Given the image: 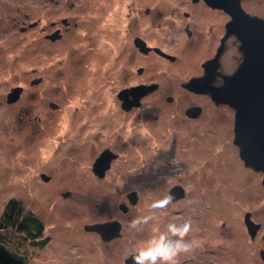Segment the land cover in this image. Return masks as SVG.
<instances>
[{"label": "rangeland", "instance_id": "374dc122", "mask_svg": "<svg viewBox=\"0 0 264 264\" xmlns=\"http://www.w3.org/2000/svg\"><path fill=\"white\" fill-rule=\"evenodd\" d=\"M183 1L0 0V213L16 198L43 220L51 240L35 250L30 264H126L134 249L165 233L168 224L187 219L192 231L186 239H196L199 247L181 254L179 264H264L263 174L246 167L240 157L234 143L235 111L227 104L218 111L212 106L210 117L195 123L198 129L190 139L181 96L170 104L164 97L148 98L125 115L117 93L138 78L115 83L112 93L104 89L112 64L106 40L115 36L114 24L120 33V12L132 14L128 22L135 17L144 22L149 9L176 16ZM243 8L264 17V0L243 2ZM183 9L194 15L191 7ZM202 14L212 21L211 32L229 19L204 11L197 17ZM58 27L63 37L52 42L48 36L58 35ZM98 30L107 33L105 42L97 40ZM225 60L231 75L241 61L236 43L230 44ZM158 62L155 67L152 61L148 74L165 89L188 77L190 71L179 73L168 62ZM86 76L95 78L98 100L83 90L86 82L82 90L72 86L73 79L82 83ZM120 78L115 80L120 83ZM17 87L23 89L20 98L9 103L8 95ZM120 110V132L105 130L110 114ZM177 129L187 142L166 140ZM105 148H114L119 157L107 176L98 178L92 171L97 158L91 164L92 157H100ZM84 156L87 177L78 172ZM176 184L184 188L183 199H172L158 221L129 228L130 221L148 215L153 201L169 196ZM122 205L129 210L124 212ZM248 213L261 225L254 237L246 224ZM116 219L122 230L109 243L86 229Z\"/></svg>", "mask_w": 264, "mask_h": 264}, {"label": "flooded vegetation", "instance_id": "af4514ba", "mask_svg": "<svg viewBox=\"0 0 264 264\" xmlns=\"http://www.w3.org/2000/svg\"><path fill=\"white\" fill-rule=\"evenodd\" d=\"M189 1L190 3H188ZM246 1L249 0H242L241 2L242 7H243V2ZM182 4L183 7L181 9H177L175 13V15L177 14L176 16H172L174 15V13L172 15H169L168 13L163 11H159L155 13L149 9L146 11V13L150 15L148 18L145 16L146 18L144 22L140 21L139 17H135L134 22H132L131 20L128 22L127 20L132 14L128 13V11L120 12L121 17L119 19L122 23L118 25V27L121 28L120 33L116 32L117 29L114 24L113 28L115 31V36L112 35V38L107 37L108 40H106L108 42L107 43L108 48L111 51L109 56L111 55L112 64L108 68L109 74L107 77V80H111V81L110 82L107 81L104 89H109L110 92L112 93L115 91L114 90L115 83L118 84L119 86L121 83L122 84L126 83L127 79L129 80L135 77L138 78L134 80V82L131 79L132 82L129 81L130 83L123 84L124 86L120 88L121 91L117 93L118 104L125 115L144 106L145 101L148 98L156 97L162 99V97H164L166 101L170 104V103H175L177 101V97L181 96L182 100H184L185 102V106H183L181 113H183L184 122L187 123V124L185 123L186 127L188 128L187 130L188 133L186 137H189L191 139V137H193L194 135L195 130L198 129L197 128L198 124L195 123L200 122L202 120H207L210 117L207 110L210 112V110L213 107H215L218 111L221 108L225 107V104L217 105L209 94L192 91L188 89L185 84L193 78H202L207 73L211 84L215 87H219L224 83L225 77L229 75L225 67L226 60L228 61V58H226L225 60V55L227 53L228 48L230 47V44L232 43L237 44L241 59L240 63L242 62L243 55L240 51L241 42L239 41L238 37L235 34L231 33L228 35L227 33V24L230 22L231 17L225 10L219 8H213L207 5L204 0H197V1L185 0L183 1ZM184 7H188V8L191 7L192 9H194L195 10L194 15L193 13L184 10L183 9ZM203 11L204 13L205 12L210 14L214 13L216 14V16H219L220 18L224 17L226 19L228 18L229 19L226 20L221 25L216 24L218 25L219 28L211 32V28L213 26L212 21L207 22L203 14L201 18L197 17V14L203 13ZM246 12L250 16L264 19V17L260 16L259 14L249 11ZM157 21H161V22L157 23ZM62 23L65 26V29L69 28L70 25L69 21L65 19L63 20ZM55 25L56 24L54 22L52 26L54 27ZM125 25L126 26L128 25V27H126ZM147 25L149 26V31ZM125 27L127 30L123 31ZM56 30H58V35L56 34V36L58 37L60 36V38H62L63 37L62 28L58 27L56 28ZM155 30H158V34ZM49 34L50 33L46 34V36H48ZM105 35H107V33L103 32L102 30H98L97 40L103 39V42H105L104 41ZM50 36L51 34L48 36V38L51 40ZM81 40L87 42L88 41L87 36L81 38ZM91 45L93 46L94 44ZM180 50H183L184 53L181 52L182 54H180L179 53ZM186 52L193 53L194 57L191 56L190 59L186 58L185 55ZM152 61H154L155 67L159 65L158 61L161 62L165 61L171 64L170 68L177 67L180 71L179 73L188 72V71L190 72H188V77L185 78L184 80H180L176 87H173L172 84H170L165 89L164 87H162L161 83H159L157 80H154L153 77H150L151 75L148 74V72L152 71L154 68ZM132 74H134V76L130 77ZM116 76H117V80H119V78L121 77L120 79H122V81L120 83L119 81L115 80ZM73 81L74 82L72 86L78 85V87L80 86L78 89L81 90H82L81 85H83L86 82L87 86H85L83 90H87V89L90 90L91 92L90 94H88V96H90L89 98H91V100L93 99L98 100L99 91L98 89L96 90L95 78L88 77L87 80L83 81L82 83L80 78L73 79ZM32 83H37V81H32ZM139 87L142 89L136 92L143 91L144 93L140 97L138 101V105H135L129 109L124 108L122 106V100L120 99L119 95L122 92L134 91L133 89H138ZM129 98L132 99L131 93ZM107 104L108 102H106L104 105L107 106ZM104 105L103 106L101 105V110L105 108ZM94 110L95 107L92 108V111ZM78 113L82 115L80 110L78 111ZM86 114H88V112H86ZM94 114H96V112H92V115ZM122 118H123V114L121 113V110L118 113L115 112L110 114V119L112 120V122H108V121L106 122L104 126L105 130H109L110 132H113V129L117 130L120 127L119 120H121ZM154 119H157V116H155ZM73 121H75V118L73 119ZM73 121L68 122V124L70 123L74 124ZM113 121L116 122L117 127L113 123ZM114 126L115 128H113ZM118 132H120L119 129ZM181 132L182 131H180L179 129L175 130L173 132L174 136H169L166 140H172V141L175 140V142H182V143L187 142L184 141L183 137H182L183 141L180 140L182 136ZM114 135L115 134H113L112 136ZM122 144L125 145L123 141ZM113 149L105 148L103 152H101L102 155L105 151H109L110 154L113 156V159L110 160L109 167L105 170L103 177L99 176V174L97 173L94 167L95 163L93 164L94 160L96 158L98 159L99 157L97 156L92 157V160L94 158V160L91 163L93 164L92 171L94 175H96L98 178L106 177L110 169H112L114 162L118 160L119 153L118 151ZM84 159L85 156L81 160V165H80L81 168L79 169L78 172L83 174V176L81 175L82 177H87L86 173L88 175L89 173H88V169H86V166L83 162ZM151 161L153 160L151 159L150 162ZM144 167L145 170L148 169V167H146L145 165ZM43 175L45 177H48V179L45 180L43 178ZM41 177L45 181L50 180V176H47L46 174H42ZM176 186H180L184 190V188L181 185L179 184L174 185V187ZM71 192L72 191L68 192V194H70ZM181 198L183 199L184 196ZM109 221L111 220L96 222L93 224L105 223ZM112 221L120 222V220L117 219ZM121 230H122V224H121ZM88 233H94L98 236L100 240H103L102 237L96 232L89 231ZM112 240L114 239H111V241ZM103 241L106 242V240Z\"/></svg>", "mask_w": 264, "mask_h": 264}, {"label": "water", "instance_id": "95a60500", "mask_svg": "<svg viewBox=\"0 0 264 264\" xmlns=\"http://www.w3.org/2000/svg\"><path fill=\"white\" fill-rule=\"evenodd\" d=\"M204 1L207 5L223 9L230 15L231 20L227 24V33L238 37L241 42L240 51L243 59L235 72L227 75L224 83L219 87L211 84L207 73L202 78L191 79L185 85L192 91L209 94L217 105L227 104L235 111L234 143L239 147L240 157L245 166L263 174L262 183L264 185V19L250 16L242 7V0ZM50 38L55 40L56 34ZM141 89L139 87L133 89L134 91L122 92L119 95L122 106L129 109L138 105L144 92L136 91ZM22 91L21 87L13 89L8 95V102H16ZM130 93L132 99L129 98ZM111 159L113 156L109 151H105L95 162L94 167L100 177L104 176ZM43 178L48 179L44 175ZM184 195V190L180 186L174 187L169 193L173 200ZM133 196L135 198V195ZM135 202L136 200H132L133 204ZM121 209L124 212L128 210L125 205H122ZM250 216V213L246 215V224L254 237L261 225L253 222ZM86 229L98 233L103 240L109 241L120 236L121 223L109 221L89 225ZM262 257L264 258V253ZM126 264H132V259H127Z\"/></svg>", "mask_w": 264, "mask_h": 264}, {"label": "trees", "instance_id": "16d2710c", "mask_svg": "<svg viewBox=\"0 0 264 264\" xmlns=\"http://www.w3.org/2000/svg\"><path fill=\"white\" fill-rule=\"evenodd\" d=\"M43 220L11 198L0 213V264H30L51 240Z\"/></svg>", "mask_w": 264, "mask_h": 264}, {"label": "clouds", "instance_id": "9594fccd", "mask_svg": "<svg viewBox=\"0 0 264 264\" xmlns=\"http://www.w3.org/2000/svg\"><path fill=\"white\" fill-rule=\"evenodd\" d=\"M171 201V196L153 201L150 205V213L134 218L130 221L129 228L139 230L150 221H158L161 216L166 214L165 210ZM191 231V219H187L181 224H168L165 233L149 240L143 247L133 250L132 264H179L178 258L181 254L189 253L199 247V242L196 239H186Z\"/></svg>", "mask_w": 264, "mask_h": 264}]
</instances>
